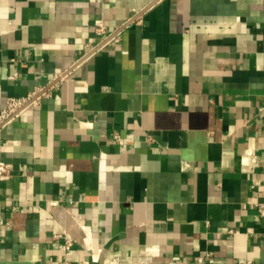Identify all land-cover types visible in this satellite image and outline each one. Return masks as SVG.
Wrapping results in <instances>:
<instances>
[{"label": "crops", "instance_id": "obj_1", "mask_svg": "<svg viewBox=\"0 0 264 264\" xmlns=\"http://www.w3.org/2000/svg\"><path fill=\"white\" fill-rule=\"evenodd\" d=\"M61 74L0 130V264H264V0H0V111Z\"/></svg>", "mask_w": 264, "mask_h": 264}, {"label": "built area", "instance_id": "obj_2", "mask_svg": "<svg viewBox=\"0 0 264 264\" xmlns=\"http://www.w3.org/2000/svg\"><path fill=\"white\" fill-rule=\"evenodd\" d=\"M98 30H100L101 32H107L105 26L103 25H99ZM116 36L117 33L111 34V36L107 37L102 44H99L96 47H92L91 50H89V52L87 53V55L92 54L93 52H95V50H97L103 44L108 42L110 39L115 38ZM64 75L61 74L60 76H57L58 78L56 79V81L53 83L51 82V85H49L48 87L45 86V87L37 88L33 91L28 92V94L24 96L8 97L6 107L0 111V130L6 125L13 122L16 118L20 117L27 110V108L38 104L41 97L45 95L47 91H49L51 86L57 83L60 80V78H62ZM115 137L118 138L119 136L116 135ZM12 171H13L12 165L9 162L0 159V179L1 180L10 179L12 176ZM256 206L260 214L264 216V202H258ZM0 222L3 223L2 220H0ZM4 223L10 224V221L7 220ZM67 242L68 244H70L71 243L70 239H67ZM212 258H213L212 254L207 251L202 255L196 256L194 264H210L212 262Z\"/></svg>", "mask_w": 264, "mask_h": 264}]
</instances>
